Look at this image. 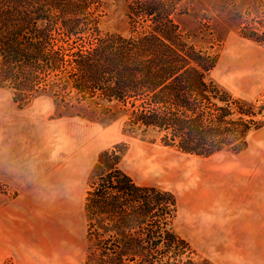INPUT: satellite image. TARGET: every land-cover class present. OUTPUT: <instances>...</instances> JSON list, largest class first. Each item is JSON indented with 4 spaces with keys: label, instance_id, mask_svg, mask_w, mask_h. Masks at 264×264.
I'll list each match as a JSON object with an SVG mask.
<instances>
[{
    "label": "rangeland",
    "instance_id": "1",
    "mask_svg": "<svg viewBox=\"0 0 264 264\" xmlns=\"http://www.w3.org/2000/svg\"><path fill=\"white\" fill-rule=\"evenodd\" d=\"M102 2V30L128 34L126 1ZM176 20L190 43L218 56L208 79L264 121V0H190ZM126 121L116 108L51 94L21 107L0 88V264H84L88 181L113 151L138 184L176 195L173 228L196 260L264 264V219L239 218L264 205V126L245 151L205 158L165 145L153 130L130 132ZM194 172L200 181L189 184ZM243 234L248 251L240 250Z\"/></svg>",
    "mask_w": 264,
    "mask_h": 264
},
{
    "label": "trees",
    "instance_id": "2",
    "mask_svg": "<svg viewBox=\"0 0 264 264\" xmlns=\"http://www.w3.org/2000/svg\"><path fill=\"white\" fill-rule=\"evenodd\" d=\"M125 1L128 34L102 30V0H0V88L21 107L51 94L116 108L128 131L153 130L186 154L245 151L264 121L208 79L218 56L176 20L190 0ZM119 159L105 152L89 178L84 264H214L174 230L176 195L138 184Z\"/></svg>",
    "mask_w": 264,
    "mask_h": 264
},
{
    "label": "crops",
    "instance_id": "3",
    "mask_svg": "<svg viewBox=\"0 0 264 264\" xmlns=\"http://www.w3.org/2000/svg\"><path fill=\"white\" fill-rule=\"evenodd\" d=\"M264 205H262V206H259V211L258 212H245V213H242V212H240L239 213V218L241 219V220H261V219H264V207H263ZM255 224H257V223H255ZM260 224L258 223L257 225H256V229L258 230V231H260V229H262V227H260L259 226ZM248 227V226H247ZM247 227H245V230H246V228ZM255 227V225H252L251 224V228H254ZM8 229H9V231H10V237H11V226H9L8 227ZM229 242V241H228ZM226 244V243H225ZM239 244H240V250L242 251H248V250H250V248H251V241L247 238V237H245V234H243L240 238H239Z\"/></svg>",
    "mask_w": 264,
    "mask_h": 264
},
{
    "label": "bare ground",
    "instance_id": "4",
    "mask_svg": "<svg viewBox=\"0 0 264 264\" xmlns=\"http://www.w3.org/2000/svg\"><path fill=\"white\" fill-rule=\"evenodd\" d=\"M181 173V172H180ZM183 173V172H182ZM185 173V172H184ZM199 176L197 175V173H192V174H190L189 176H186V178L185 179H187L188 180V183L189 184H197L199 181H200V179L198 178Z\"/></svg>",
    "mask_w": 264,
    "mask_h": 264
}]
</instances>
